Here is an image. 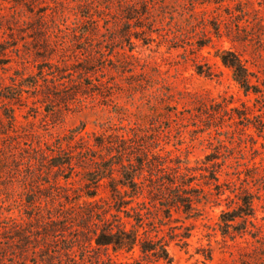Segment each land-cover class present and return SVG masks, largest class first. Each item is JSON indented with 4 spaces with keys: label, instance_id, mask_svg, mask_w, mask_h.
<instances>
[{
    "label": "rangeland",
    "instance_id": "1",
    "mask_svg": "<svg viewBox=\"0 0 264 264\" xmlns=\"http://www.w3.org/2000/svg\"><path fill=\"white\" fill-rule=\"evenodd\" d=\"M224 49L264 88V0H0V264L140 258L95 245L82 192L88 155L115 134L159 144L201 195L190 214L171 212L188 236L156 264H264V100L233 80ZM81 137L90 152L77 154ZM58 142L72 170L50 167ZM246 193L253 216L222 235L221 212Z\"/></svg>",
    "mask_w": 264,
    "mask_h": 264
},
{
    "label": "trees",
    "instance_id": "2",
    "mask_svg": "<svg viewBox=\"0 0 264 264\" xmlns=\"http://www.w3.org/2000/svg\"><path fill=\"white\" fill-rule=\"evenodd\" d=\"M145 10L147 11L146 7ZM145 10L141 9V12H146ZM137 13L138 11H133L130 7L124 16L130 19L132 14ZM214 33L218 34V29H215ZM231 40L236 39L231 37ZM216 56L230 69L233 80L244 93L258 94L264 100V88H261V83L255 79V82L252 81L256 76L236 51L219 50L216 51ZM83 69L86 70L85 67ZM206 75L210 76L211 73L207 71ZM52 78L54 84L55 77ZM38 86L35 82L33 88ZM18 96L20 97V93ZM132 136L113 135L114 139L108 140L109 145H105L107 152L105 155L102 153L97 155L98 160L93 154L90 157L88 155L85 161L92 166L91 170L84 172L83 178L86 182L82 192L87 198H94L88 202L94 207L88 216L92 214L97 216L96 228L93 231L94 242L97 247H110L114 252L121 250L127 252L137 246L140 258L133 260L132 264L169 262L167 252L169 240L174 238L182 240L188 236L183 231L176 233V227L168 225L171 212L179 210L190 214L201 195L196 188L193 190L191 183L194 177L180 172L176 165L178 162L174 168L168 166L171 160L160 154L161 148L155 149L159 144L156 146L150 144L136 150ZM71 137H74V134ZM71 137L65 140L67 144L71 142ZM81 140L84 147H81L77 154L90 152L91 146L83 137ZM96 142L97 146L102 144L99 139ZM56 150V154L50 158V167H66L72 170L74 168L72 154L61 149L60 142L57 143ZM212 170L210 179L215 180L216 176ZM99 187L104 189L103 195L97 194ZM240 200L241 203L236 208L221 212L218 226L222 235L230 236L231 230H239L237 218L242 224H246L248 218L253 216L252 196L246 193ZM164 226L167 231L162 234ZM240 229L241 232H245V226ZM183 242L184 240L182 244ZM48 264L54 263L48 261Z\"/></svg>",
    "mask_w": 264,
    "mask_h": 264
}]
</instances>
